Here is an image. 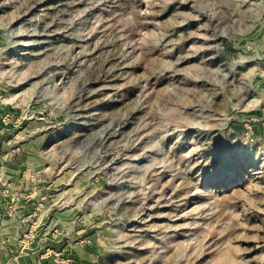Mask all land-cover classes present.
I'll list each match as a JSON object with an SVG mask.
<instances>
[{
    "label": "rangeland",
    "instance_id": "obj_1",
    "mask_svg": "<svg viewBox=\"0 0 264 264\" xmlns=\"http://www.w3.org/2000/svg\"><path fill=\"white\" fill-rule=\"evenodd\" d=\"M0 160L40 264H264V0H0Z\"/></svg>",
    "mask_w": 264,
    "mask_h": 264
},
{
    "label": "crops",
    "instance_id": "obj_2",
    "mask_svg": "<svg viewBox=\"0 0 264 264\" xmlns=\"http://www.w3.org/2000/svg\"><path fill=\"white\" fill-rule=\"evenodd\" d=\"M20 183L23 184L24 179L20 180L15 175L0 176V264H40L46 260L43 251L39 250L46 243L45 238H41L37 232L30 240L23 238L36 229L33 223L39 224L36 216L43 212L35 209L37 200L27 189L19 186ZM11 200H15L14 206L17 208L14 214L9 211ZM23 245L27 248L25 253L21 251Z\"/></svg>",
    "mask_w": 264,
    "mask_h": 264
}]
</instances>
